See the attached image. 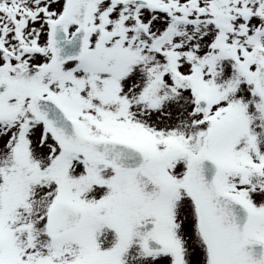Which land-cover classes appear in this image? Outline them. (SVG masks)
I'll return each mask as SVG.
<instances>
[{
  "label": "snow or ice",
  "instance_id": "1",
  "mask_svg": "<svg viewBox=\"0 0 264 264\" xmlns=\"http://www.w3.org/2000/svg\"><path fill=\"white\" fill-rule=\"evenodd\" d=\"M0 264H264V0H0Z\"/></svg>",
  "mask_w": 264,
  "mask_h": 264
}]
</instances>
